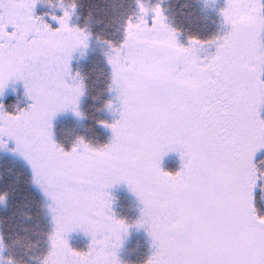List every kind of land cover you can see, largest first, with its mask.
I'll use <instances>...</instances> for the list:
<instances>
[{"label": "snow or ice", "instance_id": "obj_1", "mask_svg": "<svg viewBox=\"0 0 264 264\" xmlns=\"http://www.w3.org/2000/svg\"><path fill=\"white\" fill-rule=\"evenodd\" d=\"M39 2L0 0V96L22 82L31 101L0 110V149L23 159L48 201L40 264H122L133 227L151 241L144 264H264V0H224L221 34L187 43L161 3L136 0L119 40L104 41L113 119L98 124L110 139L94 147L78 137L69 149L53 122L83 115L87 85L72 61L92 33L71 23L74 2L51 16L55 26L35 14ZM169 153L175 172L163 167ZM120 184L140 204L132 223L112 209ZM75 231L90 238L87 251L70 245Z\"/></svg>", "mask_w": 264, "mask_h": 264}, {"label": "trees", "instance_id": "obj_2", "mask_svg": "<svg viewBox=\"0 0 264 264\" xmlns=\"http://www.w3.org/2000/svg\"><path fill=\"white\" fill-rule=\"evenodd\" d=\"M73 2L76 9L71 23L85 28L92 36L85 55L73 64V70L80 72L87 85L80 105L83 115L76 118L69 115L59 116L53 122L55 138L66 149H69L78 137H83L94 147L108 143L110 130L98 124L100 120L111 122L113 119V113L105 107V101L109 99V68L105 62L104 53L108 51V47L104 41L119 40L126 19L138 13L136 0H40L39 3L44 9L38 10L37 15L45 14L44 11L49 6L52 11H56V16L62 15V8ZM143 2L148 7L161 3L168 23L182 33V43H187L189 36L207 40L222 32V18L219 15L221 4L210 7L206 0ZM45 20L50 21L49 17ZM3 101L1 104L7 109L11 104L10 100ZM177 158V154L165 158V170L177 171L173 166L179 164ZM261 158H264V153L258 160ZM0 197H3L0 199V237L4 264H40L48 251V234L52 230L48 203L32 183L31 172L26 163L3 153H0ZM117 199L120 205H117L114 212L116 216L129 223L134 222L137 202L128 194L119 195ZM258 209L264 214V200L258 201ZM82 237H69L70 245L82 251V247H87L89 243ZM129 240V244L119 255L122 264H144L150 255V252H147L146 238L132 233Z\"/></svg>", "mask_w": 264, "mask_h": 264}, {"label": "rangeland", "instance_id": "obj_3", "mask_svg": "<svg viewBox=\"0 0 264 264\" xmlns=\"http://www.w3.org/2000/svg\"><path fill=\"white\" fill-rule=\"evenodd\" d=\"M206 2H207V4L210 5V7L211 6H213V7L217 6L218 4H221L223 6L224 0H206ZM43 9H44V7L41 6L40 3H38L36 5L35 14L37 15L38 14V10H43ZM44 12H45V14L40 13L43 16V18L46 19V18L49 17V20H50V21L48 20L49 23H51V24H53V26H55V21L51 20V16L57 14L56 11L55 12H54V10L52 11L51 6H49V8H46V11H44ZM208 51H209V49H208ZM206 54H207L206 51H201L200 52L201 56H204ZM82 57L83 56H80L79 53H76L75 56H74V59L72 61V66L77 60H80ZM6 99L7 100L9 99L10 103L12 105L9 103L10 105L7 107V109L4 108V106H3V108L0 109V110H2L4 112H9V113L12 112V111H13V113H15V112H17L20 109H24L31 103V101L29 100V98L25 94L22 82H17L15 84H10L9 85V87L5 90L4 94L2 96H0V105H2L1 103H3L4 102L3 100H6ZM82 99H83V97L81 98V101H82ZM80 105H81V102H80ZM67 115H69L70 117L72 116V117L76 118V116L73 115L72 112H70V111L59 113L56 116V118H58L59 116H67ZM0 153L6 154V155L10 156V158L12 157V158H14V159H16L18 161L20 160L21 162H24L23 159L19 155L15 154L13 152H10L8 150L0 149ZM263 153H264V151L259 153L258 156H257V159L260 158V156ZM173 155H176V154L175 153H169V155L166 156L165 158L171 157ZM177 157H178L177 161H179V164H178L179 166L177 164H173L175 170H179V168L181 166V162H180L178 154H177ZM35 188H36V186H35ZM36 190H38V189L36 188ZM127 194L131 197V199H133L135 202H137V205H136V207L134 209V218H133V221H135L140 215V211H139L140 210V204H139V201L137 200V198L135 197V195L131 191H129L128 187L125 184L116 185L112 189H110V195H111V198H112V209L115 212L116 208H117V205H120L119 200L117 199V198H119V195L120 196H122V195H126L127 196ZM47 203H48V201H47ZM48 213H50V212H48ZM132 233H135V234H137L139 236H143V237L146 238L147 252L151 253V241H150V238L147 236L146 232L143 229H136V228L133 227V228H131L128 231V233L126 235L123 236V238H122L123 243H122V246L119 249V255H121L123 253L126 245L129 244V242H130L129 239H131ZM77 235L78 236L82 235L83 236L82 239H84L87 242H89L87 244V247H86V245L82 247V251H87L88 246L90 244V238L88 236H86L83 232H80V231L72 232L69 235V237L71 239V238L76 237ZM1 246L2 245H1V242H0V264H4L3 250H2Z\"/></svg>", "mask_w": 264, "mask_h": 264}]
</instances>
